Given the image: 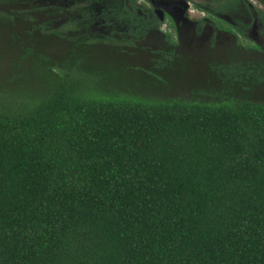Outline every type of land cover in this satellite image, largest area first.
<instances>
[{
	"label": "trees",
	"instance_id": "trees-1",
	"mask_svg": "<svg viewBox=\"0 0 264 264\" xmlns=\"http://www.w3.org/2000/svg\"><path fill=\"white\" fill-rule=\"evenodd\" d=\"M72 1L71 12L91 14L92 0ZM97 1L111 3L100 16L143 30L125 4L136 0ZM65 2L0 0L12 42L71 45L62 60L27 48L11 65L31 57L32 77L0 80V264H264V59L229 54L209 65L213 86L141 94L75 57L137 40L45 24ZM157 50L158 68L178 54L174 42Z\"/></svg>",
	"mask_w": 264,
	"mask_h": 264
},
{
	"label": "rangeland",
	"instance_id": "rangeland-1",
	"mask_svg": "<svg viewBox=\"0 0 264 264\" xmlns=\"http://www.w3.org/2000/svg\"><path fill=\"white\" fill-rule=\"evenodd\" d=\"M252 2L258 4L256 0H251ZM261 7V6H260ZM93 21L88 20L86 23H80V26L76 24V35L86 36L88 35L91 39L97 38V40L106 39L107 28H104L102 32L94 28L92 25ZM89 25L88 28L84 29V35L81 33L83 27ZM253 33L250 32V39L243 40L242 43L245 45L252 46L253 43H259L262 51L249 52L248 54L252 58H263L264 59V37L259 32L257 33L256 27ZM14 32V30H11ZM11 31L0 24V80L9 79L10 75L13 76L15 81L18 79L20 73V79L17 82L22 81L24 73L30 78L33 72V60L29 57L26 60L19 61L18 67L11 65L13 59H17L18 55H23L27 48L34 50V45L38 47V51L47 53L53 59L62 60L67 54V51L71 48V45L65 41H58L54 38L36 35V41L27 45L23 41L18 40L17 42H12L10 38ZM226 34L219 33L215 36L213 40L206 41H193V42H183L180 41L182 48L186 50L178 52L175 56H170L171 60L166 62L167 64L163 66L156 67L153 65V61H157L159 56L157 48L163 44L161 40L162 35H151L149 37H143L137 39V44L134 46L135 49L124 52H113L112 48L107 50L105 43L96 42L93 45H88V50H81L75 54V57L81 59L88 66H95L96 70L100 73L105 72L104 69L111 70L115 73V80L113 76L108 75V79L112 81V85H119L126 82V86H133L138 91L143 94L146 92H152L154 96L157 95H175L176 92H182L187 95L191 88L195 89L197 87H202L206 84L211 86L214 85L213 72L209 68L210 64H223L230 63L229 54H227V45L229 44ZM127 38V37H122ZM226 39V40H225ZM127 40V39H125ZM119 39L114 40V44H118ZM26 44V45H25ZM145 49H151L152 53H148ZM18 52V53H17ZM32 55L35 53L31 52ZM153 54V55H152ZM152 55L151 57H148ZM170 55V54H169ZM234 59L241 60L246 57V55H233ZM92 63V64H91ZM30 64H33L29 67ZM103 69V70H101ZM149 74L159 77L161 80L167 82V87L161 83L155 81H150ZM123 80L124 82H118ZM171 81V82H170ZM16 82V83H17ZM151 84L154 88H147L143 84ZM157 82V83H156ZM110 83V82H108ZM35 84V83H34ZM111 84V83H110ZM161 84V86H156ZM111 86V85H109ZM176 88L170 90L169 88ZM167 90H166V89ZM166 90V91H165ZM261 90L264 92V83L257 86L255 91Z\"/></svg>",
	"mask_w": 264,
	"mask_h": 264
},
{
	"label": "flooded vegetation",
	"instance_id": "flooded-vegetation-1",
	"mask_svg": "<svg viewBox=\"0 0 264 264\" xmlns=\"http://www.w3.org/2000/svg\"><path fill=\"white\" fill-rule=\"evenodd\" d=\"M54 1L56 0H49V2L41 0L40 5H47V3ZM63 1H66L63 3L66 8L62 7L64 13L62 19H45V24L51 22L53 26H57L74 21L77 26H80V23L92 20L93 27L100 32L107 28V37L117 40L125 36L127 37L125 39L137 40L155 34L162 35L161 42L163 44L176 43L178 52H186L180 45V41L183 43L213 40L219 33L227 35L226 38L229 41L226 47L227 54L240 56L247 51H258L251 48L254 44L260 46L259 43H253L252 46L245 45L242 41L250 39V32L253 33L252 29L255 27L257 33L262 29L263 21L260 18V12L264 11V0H256L259 2L258 4L251 0H136L134 6L126 2L129 11H133L142 17L139 21L144 27L138 34L133 33V25L130 19L125 18L119 22L112 18L100 16L101 9L106 5H111V3L92 0L87 10L91 14L86 17L80 12L75 13L69 10L70 5L73 4L72 0ZM85 3L87 2L82 0L78 7L85 5ZM88 27L89 25L81 30L83 35L85 34L83 30ZM145 50L152 53L148 49Z\"/></svg>",
	"mask_w": 264,
	"mask_h": 264
}]
</instances>
